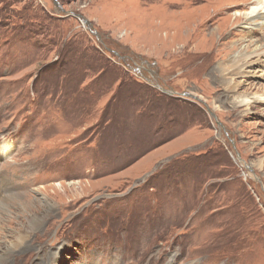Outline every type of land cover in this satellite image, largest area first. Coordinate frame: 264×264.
<instances>
[{
    "label": "rangeland",
    "instance_id": "rangeland-1",
    "mask_svg": "<svg viewBox=\"0 0 264 264\" xmlns=\"http://www.w3.org/2000/svg\"><path fill=\"white\" fill-rule=\"evenodd\" d=\"M56 1L0 0V264H264V0Z\"/></svg>",
    "mask_w": 264,
    "mask_h": 264
},
{
    "label": "trees",
    "instance_id": "trees-1",
    "mask_svg": "<svg viewBox=\"0 0 264 264\" xmlns=\"http://www.w3.org/2000/svg\"><path fill=\"white\" fill-rule=\"evenodd\" d=\"M129 70V69H128ZM172 115H174V116H181V115H175V114H172ZM186 121L187 120H181V122H183L184 124H185V126L187 125H189L188 123H186ZM165 123L166 124H163V125H172V120H169V121H166L165 120ZM165 127V126H164ZM162 134H165L164 132L162 133ZM168 141V138L167 137H165V136H162L158 141H155L153 144H155V146H158V145H160V144H163V143H165V142H167ZM155 146H153V147H155Z\"/></svg>",
    "mask_w": 264,
    "mask_h": 264
},
{
    "label": "water",
    "instance_id": "water-1",
    "mask_svg": "<svg viewBox=\"0 0 264 264\" xmlns=\"http://www.w3.org/2000/svg\"><path fill=\"white\" fill-rule=\"evenodd\" d=\"M54 2H55L54 4H55L56 6H58V7L60 8V10L64 11V10H63L64 8H63V7H62V6H61L56 0H54ZM71 14H73V13H71ZM84 22H85V24H88L87 21L84 20ZM167 93H169V94H173V92H172L171 90L168 91ZM189 95H190V94H188V93H183V94H182V96H187V97H188ZM208 110H209V108H208ZM210 113H211V114H210L211 116H213L214 118L216 117V115H215L213 112L210 111Z\"/></svg>",
    "mask_w": 264,
    "mask_h": 264
},
{
    "label": "flooded vegetation",
    "instance_id": "flooded-vegetation-1",
    "mask_svg": "<svg viewBox=\"0 0 264 264\" xmlns=\"http://www.w3.org/2000/svg\"><path fill=\"white\" fill-rule=\"evenodd\" d=\"M135 68V69H134ZM137 67H133V70L135 71V73H137V74H139V76H140V74H142V73H140V72H138V70L136 69ZM132 70V69H131ZM140 71H144V70H140ZM148 72V71H147ZM149 74H148V76L150 77V78H155V77H157L158 75H157V73L155 72V71H153V70H151V73L150 72H148ZM149 82H151V81H149ZM158 84V86H160L159 85V83H157ZM161 88H163V89H167V90H169L168 88H164V87H162V86H160Z\"/></svg>",
    "mask_w": 264,
    "mask_h": 264
},
{
    "label": "bare ground",
    "instance_id": "bare-ground-1",
    "mask_svg": "<svg viewBox=\"0 0 264 264\" xmlns=\"http://www.w3.org/2000/svg\"><path fill=\"white\" fill-rule=\"evenodd\" d=\"M251 21H255V23H261L264 21V15L263 14H257L254 17H250Z\"/></svg>",
    "mask_w": 264,
    "mask_h": 264
}]
</instances>
